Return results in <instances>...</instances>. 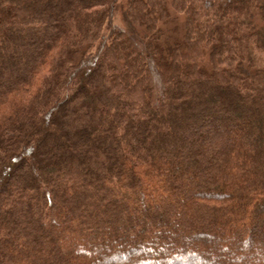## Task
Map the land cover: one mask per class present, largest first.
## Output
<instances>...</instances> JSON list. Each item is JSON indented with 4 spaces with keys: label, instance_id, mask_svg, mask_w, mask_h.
Instances as JSON below:
<instances>
[{
    "label": "trees",
    "instance_id": "1",
    "mask_svg": "<svg viewBox=\"0 0 264 264\" xmlns=\"http://www.w3.org/2000/svg\"><path fill=\"white\" fill-rule=\"evenodd\" d=\"M0 264H264V0H0Z\"/></svg>",
    "mask_w": 264,
    "mask_h": 264
}]
</instances>
